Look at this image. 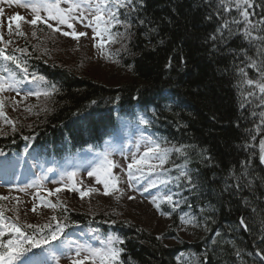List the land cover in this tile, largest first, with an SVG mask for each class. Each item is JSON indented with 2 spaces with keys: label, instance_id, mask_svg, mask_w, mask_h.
Instances as JSON below:
<instances>
[{
  "label": "trees",
  "instance_id": "16d2710c",
  "mask_svg": "<svg viewBox=\"0 0 264 264\" xmlns=\"http://www.w3.org/2000/svg\"><path fill=\"white\" fill-rule=\"evenodd\" d=\"M217 2L133 0L119 8V19L131 27L122 23L110 29L126 35L125 45L114 50L117 72L107 81L88 72L90 64L81 57L70 61L62 57L64 52L52 55V49L42 47L40 54L30 42L34 62L42 61L35 59L37 54L51 57V65L39 63L57 90L43 107H32L15 130L1 135L0 145L35 143L33 138L38 137L51 144L63 131L75 139L78 120L94 134L93 126L100 121L91 115L103 113L99 108L134 102L159 107L164 91L175 101L174 108L158 110L149 123L150 134L162 146H185L184 154L172 152L164 165L169 171L163 174L170 180L165 189L178 200L175 208L161 205V213H170L163 215L164 224L148 223L134 212L80 210L57 196V215L68 223L89 225L124 241L116 245L123 251L115 264H264V166L259 161L264 93L255 84L242 83L239 72L243 68L248 79L260 78L264 42L245 40L235 25V35L226 43L210 39L214 34L228 36L227 30L216 33ZM262 3L254 0L251 20L264 13ZM224 18L231 21L232 16L225 13ZM41 31L47 33L45 28ZM257 36L264 32H254ZM174 165L186 168L192 183L176 179L180 172ZM185 214L192 222L181 221ZM241 217L246 227L240 224Z\"/></svg>",
  "mask_w": 264,
  "mask_h": 264
},
{
  "label": "snow or ice",
  "instance_id": "6c2138e0",
  "mask_svg": "<svg viewBox=\"0 0 264 264\" xmlns=\"http://www.w3.org/2000/svg\"><path fill=\"white\" fill-rule=\"evenodd\" d=\"M61 2L67 3L68 7H61ZM133 0H25V6L31 8V11L34 13L33 19L27 21L32 25H36L37 22L47 24V27L52 29L54 32H61L60 25H66L72 31H64L62 35L71 36L73 39H79L86 35L85 32H77L74 30L73 21H79L83 23L87 20V27L92 28L93 38L100 37L99 48L100 54L107 58L108 53L105 49V44L109 42H115L116 36H124L126 33H111L110 29L114 25L124 24L125 28H130V23L121 21L119 19V13L117 9L127 7L131 4ZM254 0H218L216 3V11L220 13V23L216 28V33H223L224 30L228 31V36L224 35H212L210 39L213 41L220 40L222 43H226L227 39L233 35L232 26H236V32L242 33V36L245 40L252 41L253 39H259L264 42V36L253 37L254 32H264V13H261L260 19L253 21L250 19L252 13L249 9L253 8ZM264 8V3L260 5ZM233 10L235 14L232 15ZM43 11L46 13V18L40 16V12ZM78 13V15H74ZM228 13L232 16L231 21L224 18V14ZM91 15V19L88 16ZM209 19L211 17H208ZM12 19L24 20V17L19 16L18 14ZM49 20L56 21L57 26L53 27L51 23H48ZM241 24L243 27H241ZM20 25L17 24V29ZM11 33V26L9 28ZM18 34L23 36L24 32L18 31ZM35 35V32H33ZM107 36V40L104 37ZM3 40L2 35H0V41ZM8 41L6 43H10ZM96 46V45H94ZM16 51L25 53L26 49L18 48ZM0 58L4 61H11L12 64L19 69L17 73L13 69L4 67L0 70V93L5 91H16L19 94L22 89L20 85L25 81H28L36 85L37 89L40 88V85L37 84V81H45V77L38 75L35 72L29 73L27 67V61L22 60L21 58L15 55H8L5 52V48L0 47ZM183 59V58H182ZM251 59V58H249ZM252 66H256V62L252 61ZM242 77V83L247 85L255 84L256 88L259 89L261 93H264V68L260 69V78L257 80H252L247 78V74L244 72V69H239ZM56 85H51V92H55ZM252 93H249L251 95ZM49 96L50 91L48 90H29L25 93V96H35L39 98L40 96ZM14 101V98H12ZM15 102V101H14ZM95 103V101H93ZM261 103H264V97L261 98ZM4 99L0 98V117L5 118V122L13 125V130H15L14 122L7 120L6 115L3 111ZM26 111H31V108H26ZM264 115V114H262ZM143 124H147L148 121L141 119L140 121ZM255 138V137H253ZM25 139H28L25 137ZM260 161L264 163V139L260 140ZM184 147H167L162 146L157 140L152 137L146 138V144L144 151L142 153L133 152L131 154V160L127 164L126 174L128 180V186L132 187L134 183L138 182L141 179L145 180L147 187L141 185L142 191L147 192L149 188H156L158 184L164 185L170 182L169 179H161V175L169 171L164 168V165L168 163L170 154L172 152L184 154ZM2 154V153H0ZM111 153L105 152L102 155L100 163L93 168L92 171L88 172V175L95 176L97 182L102 183L104 186V195L110 194V189L116 191H122L118 188L120 178L112 173V169L116 167V164L113 160L110 159ZM180 172V177L185 178L189 183H192V176L189 174L188 170L180 165H174ZM51 171V169H49ZM76 172L66 173L68 178L71 180L76 176ZM155 177V178H153ZM146 178V179H145ZM32 186H35V182ZM195 187V185H193ZM61 189H56V192H59ZM70 190L78 191L81 198L88 195L89 192L98 191L97 189H89L88 191L81 190L76 187L75 184L72 185ZM52 193L49 192V195ZM6 199V197H0V200ZM133 199V197H129ZM166 201L169 204H173V196L171 194H163L159 197H153L152 203L160 210V204L157 200ZM60 206V202L56 204L46 201L44 207H49L55 209ZM175 208V205H174ZM15 211V210H13ZM32 211H37V206L34 204ZM162 215H170V213H161ZM181 221L185 224L192 222L191 218L187 217V214L181 216ZM55 222V224H53ZM114 223V221H113ZM240 224L245 226V221L243 217L240 219ZM67 227V224L64 221L59 220L55 215L51 216L49 222L43 224H21L19 222V215H16V219L13 220L11 217H6L4 214L3 208H0V238L9 236L8 239H0V264H15L16 261L20 260L21 257H26L28 253L31 252L33 248H41L43 245H48L47 248H44V253H47L59 264V257L56 256L57 251L67 250L74 253L70 256V264H84L85 261H91V264H115L119 261L120 253L123 251V248L117 247L116 245L123 244L124 241L116 236L109 235L104 241V247H93L87 243H77V242H66L61 240V235L64 231V228ZM28 230H31L30 232ZM158 239L160 237H157ZM58 241V244L53 246L52 242ZM36 254H33L35 256ZM25 264H37V261L34 259H28Z\"/></svg>",
  "mask_w": 264,
  "mask_h": 264
},
{
  "label": "rangeland",
  "instance_id": "374dc122",
  "mask_svg": "<svg viewBox=\"0 0 264 264\" xmlns=\"http://www.w3.org/2000/svg\"><path fill=\"white\" fill-rule=\"evenodd\" d=\"M61 7L66 8L68 7V4L61 2ZM0 10L2 11L1 12L2 23L0 24L1 31L5 30L3 22L7 24V22L9 21L8 18H10L12 15L16 16L18 14L19 16L24 17V20L22 21L21 20L13 21L14 22L13 24L15 25L14 31L16 30L17 34H15L14 38H10V41H11L10 45H13V43H18L17 40L21 41V39H30L32 46H36L38 50H40V54H44V52H42V49H52L51 50L52 55H57L60 52H64V55L62 54V57L70 61L75 62L76 58L81 57V59L87 61V65L90 64V68L88 69V72H95L97 76H94V77L95 78L99 77L97 79H101L102 81H107L108 79H110V76L114 75L117 72L116 67L118 66V60H116L115 58L116 53L114 52V50H117L125 45L124 36H116L115 42H109L105 44V49L108 53V56L106 58L105 56H102L100 54V48L98 46L100 37H95V39L93 38L92 28L86 26L87 20H85L83 23L79 21L72 22L74 25L75 31L86 33L85 36L80 37L77 40V39H73L71 36L62 35V32L64 31L70 32L73 30V29H69L68 27L66 28L65 25L59 26L61 28V32H54L52 29H48L47 33L45 34L44 32L41 31V28L38 25V23L36 25H32L28 23L27 21H31L33 19L34 13L31 11L30 7L25 6V0L21 3H19L17 0H0ZM41 15L46 16V13L41 11L40 16ZM74 15H78V13H74ZM89 19H91V15H89ZM17 24L20 25L19 29H17ZM18 31L24 32L25 35L23 36L19 35ZM33 32H35V35H33ZM5 37H6L5 34H3V40L5 39ZM104 39L107 40V36H105ZM50 40H52L53 43H51ZM40 47H42V49ZM49 58L51 60V57L49 56L47 57V60ZM255 89H258V88L255 87ZM0 98L4 99V105H5L6 104L5 96H0ZM9 101L10 99H7V102ZM44 101L46 102V98L41 99V102L40 100H37V102L33 101L32 103L23 102L21 103V106L22 107L29 106V107H36V108L43 107L42 104L45 105ZM49 102L50 100L48 101V103ZM99 109L103 113L106 112L105 108H99ZM10 112L11 114L12 113L15 114L14 116L13 114L12 115L10 114L9 116L10 118H12L10 121L14 122L15 127H16V123L18 125L21 121H23V118H26L28 115L27 111L25 112L21 109L17 111L12 108L10 109ZM85 116H89V113L88 114L86 113ZM101 123L102 121L100 122V124ZM119 123H120L122 132H124L127 126L123 125L121 120ZM100 124H98L97 126H99ZM78 125L83 130L84 135L88 134L86 131V123L83 122V120H78ZM12 129H13L12 124L4 123L0 119V130L2 132L12 131ZM141 147L145 148V143H143ZM123 149H124V146H120L118 148V145H115V146H111L110 148L106 149V151H104V152L111 153L112 156L114 157V158H110L116 164V167L113 168L112 173L120 178L118 188L122 189V191L110 190L109 195H104L103 194L104 193L103 184L97 182V179L95 176L90 177L88 175V172L90 170H87V171L78 173L79 176L83 177L79 179L80 183L86 184L89 189L94 188V189H97L98 191L91 192V194L86 198H79L75 191L61 189L60 191H61V195L63 199L65 201L72 202L74 207L80 210L85 209L87 211L89 210L94 213L110 212V211L113 212L114 210L120 213L134 212L137 214V216L143 217L141 218L143 221H146L151 224H159V225L164 224L165 216L161 215L160 214L161 210H157V208L151 202L152 198L159 197L160 195H163V194H171L173 196V204H169L166 201H162L160 199H158L157 202L160 204V208H161V205L163 204H168L169 206L174 207V204L178 203V200L176 199L177 194L174 196L171 190L165 189V186L167 184L160 185L158 186L157 189H151L152 191L149 188L147 192H143L141 185H143L144 187H147V184L145 183L144 179H141L138 182H136L139 184L138 186H135V184H133L132 187H129L128 180H127V174H126L127 164L131 160V153L136 152L135 151L136 149H138L137 153H140V150L139 148H136V147L134 148V146H132L131 151L129 153V150H127L128 148L126 147L125 148L126 156L123 157ZM94 159H95L94 161H89L88 164L83 165V166L86 167L96 162L100 163L102 157L98 155ZM82 170L84 169L82 168ZM160 178L168 179V177L165 174H162ZM71 180H75V178H72ZM71 180L68 177L65 179L62 178V184L64 183L68 184ZM41 181L47 182L49 180L46 178H42ZM35 182L37 183V185L40 184V180L36 179ZM27 186L28 185H25L23 189H19V188L13 189L17 191L16 193L11 194V195L19 194L23 197L25 196V199H29L33 201L32 198H36L39 196L40 193H42V190H40L36 186H31V188L25 189L27 188ZM59 186H60V183L56 185H50L48 186V188L55 190ZM62 187L64 186L62 185ZM129 197H133V199H129ZM17 201H18L17 203L16 202L11 203L12 205L5 203V206L9 209L11 214H13L14 218H16V215L18 214L19 219H21L22 221H26V220L32 221V219L35 221H41V220L46 219L51 214L50 212H47L46 210H43L40 208H38L37 211L32 212L30 211L32 209H29V207H25L24 205H23L24 207H20V206L18 207V205L23 204L22 202L23 199H17ZM18 203H21V204H18ZM176 206L177 205H175V207ZM109 235H110L109 233L105 235L104 241ZM8 238L9 236L7 237V239ZM104 241L101 243V247L105 246Z\"/></svg>",
  "mask_w": 264,
  "mask_h": 264
},
{
  "label": "bare ground",
  "instance_id": "6f19581e",
  "mask_svg": "<svg viewBox=\"0 0 264 264\" xmlns=\"http://www.w3.org/2000/svg\"><path fill=\"white\" fill-rule=\"evenodd\" d=\"M122 118H123V116H122ZM123 120H126V119H123Z\"/></svg>",
  "mask_w": 264,
  "mask_h": 264
},
{
  "label": "water",
  "instance_id": "95a60500",
  "mask_svg": "<svg viewBox=\"0 0 264 264\" xmlns=\"http://www.w3.org/2000/svg\"><path fill=\"white\" fill-rule=\"evenodd\" d=\"M264 164V163H263Z\"/></svg>",
  "mask_w": 264,
  "mask_h": 264
}]
</instances>
